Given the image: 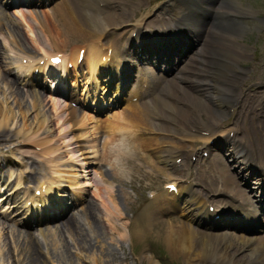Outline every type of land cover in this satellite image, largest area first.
I'll use <instances>...</instances> for the list:
<instances>
[{
    "label": "bare ground",
    "instance_id": "6f19581e",
    "mask_svg": "<svg viewBox=\"0 0 264 264\" xmlns=\"http://www.w3.org/2000/svg\"><path fill=\"white\" fill-rule=\"evenodd\" d=\"M180 1L185 9V13L180 18L176 17V10L180 9V6L177 5H172L173 9L169 10L167 18L151 16V13L160 7L162 0H146V4L144 0H134L132 3L128 0H61L56 3V9L53 8L55 10L50 13V20L42 19L47 26L45 30L48 31L46 33L49 41L54 42L60 38L73 42L79 38L77 41L84 44L81 61L78 58L81 51L76 46L70 49L69 55L60 54L62 58L60 65H62L66 76L71 75L67 64L72 67L74 78L70 86L76 88L81 75L78 68L83 65L84 61L89 73V81L94 83L95 89L99 85L101 91L98 93L96 91L93 98L96 102H101L102 105L106 104V100H108L107 96L103 97V94H109L110 77H114L117 81L119 70L125 64V60L129 56H134L137 51L144 54L143 61H149L153 65L156 64L155 66L163 67L165 65L163 68H167L170 73L167 75L171 76L170 79H163L160 73H152L148 76L145 69L140 68L139 79L145 86L142 91L143 85L138 89L140 92L137 97L141 99V102L130 103L118 115L111 116L103 122L100 120L101 123L98 125L94 124L90 134L92 137L90 146L79 144L89 136V132L85 131V127H83V123L89 120L87 118L85 120L83 116L79 119L76 114L79 115L80 112L71 106H61L63 109L59 112H64L63 116H60L58 111L54 112L52 117L46 116L42 113L43 108L40 107L42 101L38 93L29 94L30 106L27 110L31 117L30 124L26 125L24 116L27 111H24L23 105L20 104L22 90L8 81L5 76L0 77V82L7 83L10 96L17 100L18 111L23 118L18 131L25 132V138L40 147V156H43L44 163L47 164V167L49 166L53 175L47 181L42 182L36 180L34 176H30L31 180L38 181V188L36 187L34 190H39L42 193L38 197L27 196L25 203L30 201V206L26 207L24 227L21 230L10 231L12 236L15 235L21 239L27 249V251L25 249L23 251V247H18L16 255L19 256L16 261L11 258V264H19L24 257L23 253H26L28 264H44L40 255V241H45L51 235L50 229L39 228L41 239H38L33 237L34 234L29 231V227L39 223L46 224L64 216V219L58 224L60 232H68L75 237L78 245L85 248L84 245L89 240L82 237L81 235L85 234L79 231L81 226L84 227L83 225H86V228L94 227L91 220L93 207L91 204H87L77 215H73V211L72 214L65 215L68 209L73 208L68 204L71 203L78 207L83 205L81 200H84L83 196L78 193L79 191L73 188L79 183V175L74 166L85 168L87 162H84L83 159L86 157L97 160L96 164L102 163V158L109 157L110 153L114 154L116 158L110 163L112 169L123 168L122 165H127L132 171L141 173L146 168L148 170L144 171L145 175L153 176L160 173L164 175V178L171 179L169 184L176 185V192H170L167 188L164 194L153 195L152 200L142 213L145 225L148 227L153 223H160L162 240L173 256H182L188 264H264V232L262 231L263 233L258 236H248L231 231L213 233L200 229L198 227L200 221L209 219V215L201 214L206 211L205 207L210 204L209 200L198 199L191 194L187 196L191 184H184L189 178L194 181H203L209 175L211 178L210 191H218V193L230 197L228 199H212V202L217 204V208L226 204L232 205L233 208L241 209L246 217H251L253 220L264 212V203L261 202L264 197V74L262 75L260 72L264 47L258 57L245 60L247 52L244 53L243 46L236 42L239 39V33L249 31L247 27L237 25L239 19L242 16H256L259 13H264L249 6L242 7L238 0ZM132 7L135 9L132 12V17L129 18V11ZM209 14L213 16H210L205 22L206 16ZM21 16L27 29L33 32L34 24H37L36 22L39 20L35 19L33 13L28 16L37 20L35 23L27 21L25 13H22ZM1 21L2 19L0 28ZM123 24L128 25L131 32H135V38H126L128 30L115 34L114 31L106 29L109 26L114 28ZM143 27L150 28L149 32L143 33ZM13 31L21 36L18 38L15 35L10 39L6 37L10 46L9 50L13 52L19 50L20 54L18 55L31 57L28 52L32 48L29 47V49L25 46L27 50H23L19 45L20 42L27 43V37L18 28ZM175 31L189 32L192 42L174 46V41H171L170 36ZM95 34L98 35L96 39H100L99 37L104 35L109 40L99 44L93 40ZM122 39H125L128 44L127 48H125L127 45H123V48L119 46ZM192 47V52L188 54V50ZM53 56L49 55L47 60ZM180 61H183V65L179 68L177 64ZM245 65L253 69L243 81V66ZM105 67H108L107 75L110 76L108 78L101 77V74L107 76L103 71ZM16 68L24 76L30 74L27 84H31L33 70L30 69V66L18 65ZM50 74L57 80L56 84H65L67 77L63 78V75L58 77L56 71H52ZM99 79L100 81H98ZM163 80L169 83L168 86L161 85ZM37 82L39 81L37 80ZM122 83L120 74L112 96L118 95V88ZM241 83L242 85H240ZM208 87H212L214 90L210 97L203 93ZM62 88L63 94L66 93L68 97L72 96L69 89ZM56 92L60 94L61 89ZM98 94L101 97H98ZM251 97L256 99V104L253 106H251ZM6 100V98L0 97V142L9 138L2 128H5L14 119L12 108ZM52 100L54 101V99ZM42 106L44 105L42 104ZM53 106H55V102ZM229 110L234 113L233 121H221V118ZM96 111L95 108L94 112ZM89 118L92 119V117ZM54 119L60 122L62 128L60 132L63 131L61 137L65 139L66 145L71 147L68 160L60 162L64 166L63 169L58 168L60 160L57 159L62 153L58 152L59 147L53 146L57 140H54L53 136L49 134L48 125ZM78 128H82V131L75 133L74 131H77ZM217 129H227L223 140L217 142L218 147L222 150L227 147L232 148V153L228 156L223 154L224 159L219 154H215L213 156L215 165L210 162L201 170L195 168L197 164L191 168L187 166L186 172L183 173L182 166L176 164V159L182 156L188 163L187 158L199 152L195 146L202 141L205 143L204 149L210 156L212 150H216L215 144H213L215 141L210 142V140L212 136L221 134ZM98 132H102L106 136L118 135L120 137L113 140L110 137L109 144L105 142L106 149L102 158L94 144ZM230 132L234 133L231 137L229 136ZM67 133H70L71 136L66 138ZM151 133H154V136L148 137ZM152 141H155L154 147L151 146ZM0 147H2L1 143ZM82 147L89 148V150L82 152L80 150ZM145 149H149L153 160L160 166H156L153 161L150 162L143 152ZM90 152V156H81ZM236 155L241 157V162L245 161V164L240 165L239 168L236 167V164H239ZM137 160L139 161L138 165L135 164ZM228 160H231L229 166L236 167V172H230L229 166L225 163ZM252 164L258 167H253ZM6 172L0 165V181H4ZM112 173L114 177H119L117 171ZM94 174L97 177V173L94 172ZM105 176L106 174L103 173L99 181L103 182ZM238 176L241 181L245 182L251 178L256 180L254 184L257 185V191L251 190L252 195L256 197L254 203L238 186L237 183L240 182L237 181ZM58 182H65L70 188L68 195L64 192L56 193V189H54L56 192L51 190L53 189L51 185L56 184L55 186H57ZM95 186L99 195V187L97 184ZM105 196H112L110 187L106 188ZM235 197L241 203L240 205L233 204L232 199ZM112 201L118 211L116 199H112ZM102 202H105L103 198ZM174 213H178L184 218L182 220L168 218ZM79 220H82L83 224H79ZM226 221L230 222L227 224L228 226H235V228L244 226L245 229L251 231L255 229V225H243L238 222L239 220L231 223L233 222L232 218H228ZM194 222L196 225L193 224ZM6 226L4 222H0V238L7 228ZM259 226L262 228V225ZM110 227L114 228L113 225ZM129 233L130 236L134 234L142 237L144 229L134 220L131 222ZM88 245L86 247L90 248ZM2 257L3 254L0 250V259ZM98 264L100 263L98 262ZM150 264L158 263L151 260Z\"/></svg>",
    "mask_w": 264,
    "mask_h": 264
},
{
    "label": "rangeland",
    "instance_id": "374dc122",
    "mask_svg": "<svg viewBox=\"0 0 264 264\" xmlns=\"http://www.w3.org/2000/svg\"><path fill=\"white\" fill-rule=\"evenodd\" d=\"M12 1V5L7 6L6 4L8 2ZM38 1L37 4H24L19 3L16 0H0V20L2 19L1 23L2 26L0 30L3 33V36H10L15 37V35L20 38V34L13 31V29H19L21 33L27 37L28 42L27 43H21L20 47L23 50H27L26 47H31V51L28 52L32 58L31 60H28L26 58V55H17L20 54L19 50H16L14 52H10L4 48L1 47L0 54H1V63H0V77L5 76L8 81L13 83L19 90L21 91V99L20 104L23 105V110L27 111L24 116L25 124H30V112L27 110L30 106L29 104V94H36L38 93L41 97V108H43L42 113L46 114V116L52 117L54 115V112L63 109L61 106L68 107H78L79 109H76L79 111L78 118L80 119L82 116L89 120L83 123V127L85 131L89 132V136L86 140L81 141L79 144L81 146L86 145H92L90 141L92 140V137L90 136L92 132V126L94 124L101 123L105 119L111 118V116L118 115L121 111L125 110L128 106V103L126 102L128 98L132 100L133 102H141V100H137V98L134 95L136 90L138 89V78H139V67L145 68L148 72L149 71H155L160 72V69H151L150 64H142L138 65L133 58H129L131 62V68L129 69L130 77L125 82V91L121 92L122 97H125L120 104L116 106L109 107L107 109H102L101 102H96L93 98V91H90L89 83L85 82L86 78H81V81L79 83V86H77V89L75 91V102H72L68 97L58 96V94H55V89H51V87L48 89V85L46 83L43 84L42 87L39 86H30L27 84H24L22 82L21 84L18 83V78L14 76V74L11 73V67L15 66L17 63H19V60L14 63L15 56L22 57L23 59V65H27L29 62L32 64L37 63V58L43 57L46 58V54L43 53V50L47 52V54H55L58 51L60 53H63L65 55H68L70 53V49L72 47L82 48L83 44L79 43V38L74 40L73 42H69L68 40H62L60 38H57L54 42H51L48 40L47 33L45 29L47 28L46 24L43 23L42 19L45 18L46 20H50V13L56 9V3L60 2L61 0H35ZM40 1H43V3H39ZM131 3L134 2V0H128ZM205 2L206 0H202ZM242 7H251L259 12L264 13V0H238ZM144 3L146 4V0H144ZM172 5L180 6V9L177 11L176 9V17L180 18L184 13L185 9L182 5V2L179 0H162L160 7L154 10L153 13H151V16L155 17L158 16L161 19L167 18L169 14V10L173 9ZM55 8V9H53ZM135 8H131L129 11V18L132 17V12ZM26 10V11H25ZM29 10V12H27ZM27 12V13H26ZM25 13L26 17L25 19L31 23L37 24L35 25V29L33 32H30L24 22V19L22 18L21 14ZM33 13L35 15V19H31L28 14ZM127 17V16H126ZM249 16L240 18L237 22V25L240 27H247L249 29L248 32H241L239 33V39H237V43L241 46H243L244 53L247 52V59L256 58L259 56V52L262 50V47H264V14L259 13L256 15V17L260 18V20H256L255 18L253 20H248ZM34 20V21H33ZM43 23V24H42ZM107 28L108 30L114 31V33L119 34L123 30H130V27L128 25H122L119 27L114 28ZM142 30H150L148 27H143ZM47 32V33H46ZM145 33H148V31H145ZM2 35H0V45H3L2 41ZM94 38H97V35H94ZM94 40V39H93ZM109 40L108 37H101V41L107 42ZM49 41V42H47ZM125 43V40L120 41V45H123ZM21 49V50H22ZM193 47L188 50V54L191 53ZM42 52V53H41ZM41 53V54H40ZM44 55V56H43ZM187 55V54H186ZM27 60V61H26ZM262 64L260 72H262V75L264 74V55L262 57ZM183 61L180 63L179 68L182 67ZM38 66V65H37ZM41 66V63H40ZM81 70H86V67L83 66L80 68ZM244 73L242 76V79H246L249 76V72L252 71V67L250 66H243ZM163 73V74H162ZM162 76L163 79H170L171 76L169 75V71L167 68H164L162 70ZM86 76V75H85ZM20 80V79H19ZM4 81V80H3ZM242 81V82H243ZM256 82V81H255ZM169 83H167L165 80L162 81L163 86H168ZM242 85V83L240 84ZM173 86V85H172ZM171 86V87H172ZM8 85L5 82H0V97L6 98L7 104L12 108L14 119L5 128H2L3 131H5L6 134H8L9 138H7L5 141H1L0 147V165L4 162L3 169L6 170L7 174L5 178H8L6 181V185L10 183V185L13 183V185L16 184L17 180H20V189L17 190L15 193H11L9 197L6 200H22L20 199L21 193L20 191H24L26 193H29L30 195L39 196L40 194L37 192H34L33 189L37 187L36 182H32L30 179V176L36 177V179L39 181H47L50 177H52L51 172L49 170V167H47V164L44 163L45 160H43L42 156H40L41 151L40 147L36 146L33 142H31L28 138H25L24 133L22 130L18 129L20 128L23 118L19 114L18 111V104H16L17 100L13 99L10 96L9 90L7 89ZM256 88V86H255ZM89 91V92H88ZM138 91V90H137ZM81 92L85 93L84 95H81ZM87 93V94H86ZM206 96L210 97L214 90L212 87H208L204 92ZM27 94V95H26ZM87 100V102H84V98ZM83 98V99H78ZM127 98V99H126ZM54 99V101L52 100ZM251 106L256 104V99L254 97H251ZM55 102V106H53ZM42 104L44 106H42ZM97 109L96 112H94V109ZM68 110V109H67ZM60 116H63L64 112H59ZM114 114V115H113ZM92 117L90 120L89 117ZM203 118V116H201ZM234 113L232 110H229L222 118L221 121L224 120H230L233 121L234 119ZM101 120V122H100ZM83 121V120H82ZM25 127V126H24ZM49 134L53 136L54 140H57L53 144V146L59 147L58 152H61V156H58L57 159H59V169H63L64 166L60 164V162L68 160L70 156V149L66 143L64 142L65 139L61 137L62 132H60L61 124L60 122H57V120H53L49 123ZM75 130V129H73ZM25 131V130H23ZM82 131V128H78L77 131L74 132H80ZM221 134L218 136H213V140L215 142H219L220 140H223V138L226 136L227 129H217ZM66 138L71 136V134L67 133ZM106 136L102 132H98V136L94 141V144L97 146V149H101V143L104 141L102 137ZM154 133H151L148 135V137H153ZM239 136V135H238ZM111 137V140L120 138L118 135H111L108 136ZM101 138V139H100ZM97 139H99L97 141ZM53 140V141H54ZM116 142V141H115ZM152 147H154L155 141H152ZM191 143V142H190ZM201 145V144H200ZM202 146V145H201ZM151 148V147H150ZM91 149V148H90ZM231 149V150H230ZM82 152L89 150V148L82 147L80 148ZM226 152H225V151ZM144 154L147 155L148 159L153 161L156 166H160V164L156 163L155 160L152 158V153L149 151V149H145L143 151ZM203 152L207 153L206 151H203V148L193 157L189 158V165H195L198 164L195 168L198 170L203 169L204 166H207L210 162L215 165V161H213V156L215 154H219L223 158V154L227 155L232 153V148L227 147V149L221 150L220 153L217 151H212L210 156L204 157ZM90 153L82 154V157L90 156ZM101 155H103L101 153ZM237 156V155H236ZM6 158V159H4ZM102 158V157H101ZM102 163L96 164L95 162H98L97 160L92 159L91 157H86L83 159L84 162H87L85 164V168L76 167L74 166L75 171L77 172L78 181L79 183L75 186L76 190H78L79 194L83 196L84 200L82 201V206H86L87 204H91L93 207V213L91 215V220L93 221L92 228H86V225L81 226V230L79 232H82L81 235L86 240H89L86 245L90 246V248H87L86 245L85 248H82L81 245H78L75 241V237L69 234L68 232H60L59 223L64 219H59L56 221H51L48 223V227H46L47 224H40V226L36 227H29V231L34 234L33 237L41 239V235L39 233V228L41 229H50L49 233L51 234L45 241H40L41 245V259L43 258L44 264H150V261L157 262L158 264H188L187 261L182 256H173L170 251H168L167 247L165 246L163 240H162V230L161 225L159 222L153 223L150 227L145 225V220L143 218V210L147 205L149 204L151 200V196L154 193L158 194H164L166 191V184L169 182V179H163L164 175H161L160 173H154L155 175H145L144 171L148 170L146 168L143 169L141 173H136L129 169L127 165H122L123 168H114L109 169V165L112 161H115V155L110 153L109 157L102 158ZM106 159V160H104ZM183 162L184 159L182 157L180 158ZM224 159V158H223ZM239 164H236V167L238 168L239 165H244V162H241V157L239 155L236 158ZM201 160V162H199ZM231 160L225 161L226 165L229 166ZM234 161V160H233ZM135 164L138 165L139 161H135ZM235 167V168H236ZM234 167L229 166L230 172L234 173L237 169ZM122 169V170H121ZM97 172L99 174V177H102L103 173L106 174L105 180L103 182L96 181L94 182V173ZM113 171H117L119 173V177L113 176ZM102 173V174H101ZM159 174V175H158ZM238 181H240L238 186L244 190L245 194L248 195V197L251 199H254V196L250 194V190L248 189V184L245 181H241L239 176L237 178ZM253 180V179H252ZM13 181V182H11ZM190 181V180H188ZM210 181V177L207 176L205 178V182L200 183V185H194L191 186V192H196L197 195L200 194L203 196L205 194L206 197L216 196L217 192H214L212 194L208 193L206 190V186L208 185ZM58 185L55 186L54 184L51 189L52 191L57 190L56 193H65L66 195L69 194L70 188L67 187L65 182H58ZM98 185L99 187V195L96 189L95 185ZM254 185V184H251ZM111 190V197L105 196L106 188H109ZM10 186L7 187L9 189ZM6 189V190H7ZM56 189V190H54ZM253 190L256 189V185L252 187ZM14 190V189H13ZM12 190V191H13ZM53 192L54 194H56ZM195 193V194H196ZM194 194V193H191ZM3 195V193L0 194V196ZM218 198L227 199L224 197V195H218ZM82 198V199H83ZM102 198L105 200V202H102ZM112 199H116V202L118 204V211L115 209V204L113 203ZM233 200H236V197L233 198ZM6 202V201H5ZM6 203H1V205H5ZM21 205V204H20ZM214 206V204H213ZM17 209V208H14ZM0 207V211H1ZM109 211V214H108ZM111 211V212H110ZM116 211V212H115ZM3 213H0V222H4L5 231H3V234L0 238V250L3 254V257L0 259V264H11L10 259L14 258L16 261L17 256L16 250L18 247H23L22 250L27 251L24 244H22L21 239L16 237L15 235L12 236L10 233L13 229H22L24 227L20 225V218H23V214H16L13 212V210L7 209V207L3 208ZM80 212V210H79ZM72 213L71 209H68L66 212V216L70 215ZM121 213V214H120ZM114 214V215H113ZM77 215V212L74 214ZM3 216V217H1ZM120 216V218H118ZM264 216V215H263ZM168 218H175L177 220H182L183 216L179 215L178 213L171 214ZM167 218V219H168ZM166 219V218H164ZM136 221L138 224H140V227L144 229V235L142 237H138L137 235L130 236L129 231H131V222ZM79 224H83L82 220L78 221ZM16 225V227H11L12 225ZM195 225V223H193ZM110 225H113V227H110ZM204 229V228H200ZM207 230V229H204ZM224 229L220 228L218 230H209L213 233H220L223 232ZM96 232V233H95ZM237 234H240V231H236ZM259 234V233H257ZM54 243V244H52ZM101 246V247H100ZM11 251V253H10ZM64 254V255H63ZM24 257L20 260L19 264H28L27 262V256L26 253H23ZM63 255V256H62ZM14 264V263H13Z\"/></svg>",
    "mask_w": 264,
    "mask_h": 264
}]
</instances>
